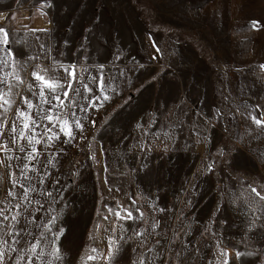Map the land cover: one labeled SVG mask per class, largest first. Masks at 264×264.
<instances>
[{"label": "rangeland", "instance_id": "rangeland-1", "mask_svg": "<svg viewBox=\"0 0 264 264\" xmlns=\"http://www.w3.org/2000/svg\"><path fill=\"white\" fill-rule=\"evenodd\" d=\"M43 3L0 0V27L9 33V44L0 45L9 67L0 65V78L13 71L5 47L20 77L11 80L15 103L0 108V124L8 121L0 143L8 141L10 154L20 157L10 168L0 165V209H10L0 238L23 227L22 250L35 242L26 232L39 238L43 228L23 218L11 227L20 203L37 224L56 216L55 230H64L57 241L62 260L41 245L44 264H109L110 251L113 264H264V127L252 119L264 120V0H52L42 9ZM70 65L79 94L68 90ZM34 72L69 91L57 90V114L72 137L61 133L47 149L42 140L29 161L18 150L27 141L13 145L9 133L16 109L26 107L23 97L36 106L37 131H44ZM101 75L109 100L81 111L101 95ZM24 164L35 169L27 171L30 183L21 176ZM20 183L36 188L31 205ZM41 189L53 192L54 202Z\"/></svg>", "mask_w": 264, "mask_h": 264}, {"label": "snow or ice", "instance_id": "snow-or-ice-1", "mask_svg": "<svg viewBox=\"0 0 264 264\" xmlns=\"http://www.w3.org/2000/svg\"><path fill=\"white\" fill-rule=\"evenodd\" d=\"M54 4L52 3V0H45V3L41 5V8H51ZM46 15V13H44ZM4 18L2 15H0V19ZM255 27V24H254ZM44 31V30H42ZM67 43V41L65 42ZM9 44V33L4 28L0 27V45L7 46ZM157 52L160 51L159 48L156 49ZM5 54L7 57L12 58L11 67L13 71L4 73V76L7 77V79L0 78V84L5 85L7 88V92H5L3 89H0V108H5V106L11 107L13 103H15L14 100L11 99V93H12V78L15 77L16 80H20V77L15 74L16 69V63H15V56L11 49L5 47ZM119 59V56L117 57ZM0 65H3L5 68L9 67V63L7 60H5L3 57H0ZM101 67H103L101 65ZM140 67H143V65H140ZM261 68H264V65L260 66ZM71 69V70H70ZM64 71L66 73V77L69 78L68 83V90L72 91L74 93L79 94V90L76 88L71 87V80L75 79V66L70 65L69 67L64 68ZM121 75H123V72H121ZM33 76L35 80L39 83V100H40V109L37 113V116H39L41 121H47V123L43 124L44 131L39 132L37 129L40 127V125L37 124L36 117L32 115L31 110L36 107L31 100H29L27 97L22 98V103L26 106L24 109L17 108L16 109V118L11 123V130L9 133V136L11 137V143L13 145L17 144V141H27V146L20 145L19 146V152L25 153L27 152V159L29 161L35 160L36 156L39 154L38 149L36 145H39L42 140H44L45 148H49L52 145V142L60 138V134L63 133L67 135L69 138L72 137V131L70 128L67 127V121L64 119L63 114H57L60 106L63 104V101L61 100V97L57 95V90L60 89L63 91L64 96L69 95V91L63 90V85L60 84H52L48 79H46L43 75H40L39 72H34ZM90 79L95 82L96 77H90ZM32 85H29V89H32ZM83 87L87 89L88 91H91V89L88 88L87 84H84ZM50 92L49 96H46L45 92ZM100 91L101 95L95 97L94 100L90 101L88 105H81V111L97 107H102L104 102L109 100V96L103 94L105 92V88L103 85V76L101 75V84H100ZM33 95H36V92L33 91ZM87 100L88 97H85ZM47 104L49 107L47 109H44L42 106ZM74 116L75 114L72 113ZM252 119L255 121L256 124L261 125L264 127V120H259L255 116L252 117ZM7 119H5L3 124H0V136L4 135V129L7 127ZM93 123H95L93 121ZM51 125V126H49ZM75 125L77 128H79L81 131H83L84 125L81 122V120L77 119L75 121ZM139 126V125H138ZM58 128V131L56 129ZM46 137V140L44 139ZM30 147V151L28 148ZM0 152H4L6 154L5 160H0V165H4L5 167H11V161L13 159L20 160L19 156H13L10 153L13 152V149L8 147V141H4L3 143H0ZM223 155V152L220 153ZM19 167V165H17ZM29 170H35L31 169L29 164H24L23 169L21 170V176L25 177V179L29 180V183L31 181V178L27 177V171ZM211 170V168L209 169ZM13 176H15V173H13ZM16 183V180H13V184ZM39 183L41 185L44 184V177L41 176ZM58 183V182H57ZM20 188L23 190V200L28 203V205H31L32 199L29 195L30 192H36L35 187H26L24 183H20ZM251 191L253 193H256L257 196H260V193L256 191L255 188H252ZM10 196L16 197L15 193L9 192ZM41 195L45 198V201H53L55 200L53 192L47 191L45 192L43 189H41ZM59 195L61 199H63V193L59 192ZM261 202H264V196H260ZM36 207L33 210L35 213H39L43 210V204H41L40 200L35 201ZM16 213L11 215L10 219L12 221L11 227L14 229L20 225L21 218H23L25 224L34 225L37 228H43V231L39 233V238L34 236L31 231L26 232V235L31 236L32 239L35 241L34 243H30L26 248L23 250L20 246V237L22 233H24V228L21 227L20 230L7 232L4 231L3 238H0V245H3V247H0V264H35L36 260L40 261V264H44V256L45 252L41 249V245H43L44 248H48L51 246V251L48 253L49 256L53 257L56 260H62V257L60 256L61 249L59 245L57 244V241L60 236L63 235L64 230L59 229L58 231L55 230V224L57 217L56 216H46L42 218L41 223L37 224V216L32 214L30 212L28 207H23V211H20L22 208V205L20 203H17L15 205ZM48 211H53L51 208V204H49ZM111 211V209H109ZM161 211H164V209H161ZM10 209L3 208L0 209V230L7 229L9 225L6 223L9 221V213ZM117 216L120 215L119 212L115 213ZM29 216L31 218L29 219ZM131 218V213H128V217ZM46 220V222H44ZM253 224L255 221L252 222ZM50 234V236H49ZM136 235H142V233H136ZM11 238V243H9V239ZM21 251H23V254L21 255ZM249 255H253L255 253H248ZM179 255V254H177ZM223 256L224 253H221ZM242 253L237 252L236 256H241ZM261 255H264L262 253ZM89 260H94L95 257L89 256ZM109 264H113V261L115 259V253L110 251L108 254ZM48 264H52V261L49 260ZM211 264V262H210ZM223 264H228L227 260L223 261Z\"/></svg>", "mask_w": 264, "mask_h": 264}]
</instances>
